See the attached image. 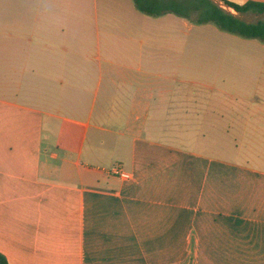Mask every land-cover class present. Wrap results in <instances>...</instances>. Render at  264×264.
I'll list each match as a JSON object with an SVG mask.
<instances>
[{
  "label": "crops",
  "instance_id": "1",
  "mask_svg": "<svg viewBox=\"0 0 264 264\" xmlns=\"http://www.w3.org/2000/svg\"><path fill=\"white\" fill-rule=\"evenodd\" d=\"M16 1L0 0L8 264H264V96L247 126L252 97L221 86L246 61L195 64L188 19L130 0Z\"/></svg>",
  "mask_w": 264,
  "mask_h": 264
},
{
  "label": "rangeland",
  "instance_id": "2",
  "mask_svg": "<svg viewBox=\"0 0 264 264\" xmlns=\"http://www.w3.org/2000/svg\"><path fill=\"white\" fill-rule=\"evenodd\" d=\"M130 2L133 5L135 4L133 0H130ZM219 4L224 9L234 13V10L228 8L222 2H219ZM28 6V2L24 3L22 0H17L12 3L10 9L12 11H21L22 8ZM239 17L248 23H255L260 19H264V15L257 16L248 14L239 15ZM187 38L189 59L195 62V64L211 65L210 63L214 58L220 60L227 57V55H232L237 62L246 61V73H241L240 75L244 77L237 80L234 85H228L226 83L221 86L223 89L235 93L237 96L252 97L251 101H247L246 104L243 101H237L236 107L237 109L245 108L246 111L250 109L249 114H252L249 115L247 114L248 112L244 114V117L249 123L247 126H260V117L256 112L260 106L259 103L261 101L263 102L264 96V43L257 39H245L223 32L213 23L197 25L191 21H189ZM195 44H203V50H197L194 47ZM209 47H213V50H209ZM207 70H210V68H207ZM236 126H243V124H237Z\"/></svg>",
  "mask_w": 264,
  "mask_h": 264
},
{
  "label": "trees",
  "instance_id": "3",
  "mask_svg": "<svg viewBox=\"0 0 264 264\" xmlns=\"http://www.w3.org/2000/svg\"><path fill=\"white\" fill-rule=\"evenodd\" d=\"M136 8L149 16L159 17L168 13L188 19L194 24L213 23L221 31L245 39L264 43V19L248 23L238 15H264V3L247 2L239 5L227 0H133ZM219 2L235 11L224 9ZM0 264H8L0 254Z\"/></svg>",
  "mask_w": 264,
  "mask_h": 264
},
{
  "label": "built area",
  "instance_id": "4",
  "mask_svg": "<svg viewBox=\"0 0 264 264\" xmlns=\"http://www.w3.org/2000/svg\"><path fill=\"white\" fill-rule=\"evenodd\" d=\"M112 172L115 174V175H118L122 180L124 181H129L132 179V176L131 174L125 172L122 170V168L120 166H116L112 169Z\"/></svg>",
  "mask_w": 264,
  "mask_h": 264
}]
</instances>
